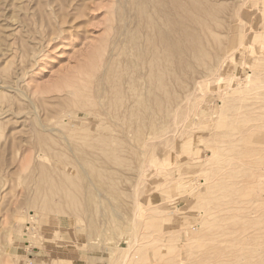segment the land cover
Listing matches in <instances>:
<instances>
[{
    "label": "rangeland",
    "instance_id": "1",
    "mask_svg": "<svg viewBox=\"0 0 264 264\" xmlns=\"http://www.w3.org/2000/svg\"><path fill=\"white\" fill-rule=\"evenodd\" d=\"M147 1L0 0V264L263 260L264 0Z\"/></svg>",
    "mask_w": 264,
    "mask_h": 264
},
{
    "label": "bare ground",
    "instance_id": "2",
    "mask_svg": "<svg viewBox=\"0 0 264 264\" xmlns=\"http://www.w3.org/2000/svg\"><path fill=\"white\" fill-rule=\"evenodd\" d=\"M146 1H147V0H146ZM147 3H148V1H147ZM173 3H174V2H173ZM161 4H162V3H161ZM178 5H179V4H178ZM142 6H143V5H142ZM144 6H145V8H146V5H144ZM162 6H163V4L161 5V7H162ZM175 7L177 8L176 5H175ZM142 8H143L142 10L145 11L144 7H142ZM179 9H181V8H179ZM179 9H178V10H179ZM178 10H177V11H178ZM140 11H141V10H139V12H140ZM164 11H165V9H164ZM141 12H143V11H141ZM146 13H147V12H146ZM146 13H145V14H146ZM174 13L178 14V12H175V11H174ZM140 14H141V13H140ZM162 14H163V13H162ZM143 15H144V14H143ZM161 16H162V15H161ZM139 17H140V16H139ZM145 17H146V15H145ZM146 19H148V18H146ZM142 21H144V20H142ZM145 22H146V20H145ZM145 22H144V24H145ZM138 23H140V21H139ZM142 24H143V23H142ZM138 25H139V24H138ZM142 26H143V25H142ZM146 27H147V26L145 25V26L143 27V29L146 28ZM140 28H141V27H140ZM146 31H147V30H146ZM147 32H148V31H147ZM147 32H145V33H147ZM150 32H151V31H150ZM145 33H144V34H145ZM147 34H148V33H147ZM145 35H146V34H145ZM145 35H144V36H145ZM170 36H171V35H170ZM145 37H146V36H145ZM162 40H163V39H161V41H162ZM165 41H166V40H165ZM175 43H176V42H175ZM135 44H136V43H135ZM162 44H165V43L163 42ZM166 44H167V43H166ZM146 46H147V45H146ZM166 46H168V45H166ZM175 46H176V45H175ZM161 55H163V54L161 53ZM144 57H145V54H144ZM137 62H138V61H137ZM109 63H110V62H109ZM138 63H139V62H138ZM163 64H164V63H163ZM131 70H132V69H131ZM168 74H169V73H168ZM145 80H146V79H145ZM134 81H135V80H134ZM117 85H118V84H117ZM137 86H138V85H137ZM83 87H84V86H83ZM133 87H134V86H133ZM130 88H131V87H130ZM136 89H137V88H136ZM143 89H144V88H143ZM132 91H133V90H132ZM134 93H135V92H134ZM143 96H144V95H143ZM144 101H145V99H144ZM140 102H142V101L140 100ZM142 103H143V102H142ZM152 104H153V103H152ZM140 106H141V105H140ZM18 107H19V106H18ZM152 108H153V107H152ZM135 110H136V109H135ZM49 111H50V110H49ZM47 112H48V111H47ZM131 112H132V111H131ZM137 112H138V111H137ZM140 113H142V112H140ZM138 114H139V112H138ZM139 115H140V114H139ZM140 116H141V115H140ZM142 117H143L144 119L146 118L145 115H143ZM137 118L140 119L139 117H137ZM137 118H136V120H137ZM107 119H108V118H107ZM141 120H142V119H141ZM137 121H138V120H137ZM149 121H150V120H149ZM124 123H125V121L123 122V124H124ZM125 124H127V123H125ZM142 125H144V124H142ZM127 126L129 127V124H127ZM127 126H126V127H127ZM130 126H131V125H130ZM115 127H116V126H115ZM128 127H127V128H128ZM131 127H132V126H131ZM108 130H109V129H108ZM122 130L124 131V129H122ZM134 130H135V129H134ZM128 132H129V131H128ZM146 132H147V131H146ZM124 133H125V131L123 132V134H124ZM140 133H141V132H140ZM127 134H128V133L126 132L125 135L127 136ZM125 135H124V136H125ZM126 136H125V137H126ZM128 137H129V136H128ZM115 140H116V139H115ZM242 195H243V194H242ZM18 206H19V205H18ZM196 216H197V215H196ZM176 225H177V224H176ZM244 225H245V224H244ZM246 226H247V225H246ZM239 228H240V227H239ZM244 230H245V229H244ZM241 232H242V231H241ZM243 234H244V233H243ZM238 235H239V234H238ZM240 236H241V235H240ZM242 237H243V236H242ZM242 237H236V238H239V239H236V238H235V239H236V240H240L239 242H241L242 240H241L240 238H242ZM245 238H246V237H245ZM247 239H248V241H249V239H251V238H248V237H247ZM253 239H254V238H253ZM251 240H252V239H251ZM243 241L245 242L246 240L243 239ZM253 241H255V240H253ZM249 242H250V241H249ZM236 243H237V244H240V243H238V241L235 242L234 244H236ZM252 243H253V242H252ZM254 243H255V242H254ZM257 243H258V241H257ZM237 244H236V245H237ZM245 244H246V243H244V245L242 244V246H245V248H246V246H249V245H245ZM258 244H260V243H258ZM258 244H257V245H258ZM181 246H182V245H181ZM242 246L240 245V247L243 249ZM251 246L254 247L255 245H251ZM237 247H238V245H237ZM240 247H239V248H240ZM257 247H258V246H257ZM248 248H249V247H248ZM180 249H181V248H180ZM237 249H238V248H237ZM242 249H241V250H242ZM243 250H245V249H243ZM243 250H242V251H243ZM248 250H250V249H248ZM234 251H236V250L234 249ZM259 251H260V250H259ZM263 251H264V249H263ZM179 252H180V251H179ZM184 252H185V251H184ZM232 252H233V250H232ZM232 252H231V253H232ZM237 252L240 253L239 249H238ZM261 252H262V251H261ZM239 253H238V257L242 255V252H241V255H240ZM247 253H248V251L244 252V254H247ZM249 253H250V252H249ZM255 253H256V252H255ZM262 253H263V252H262ZM234 254L237 255L236 253H232V255H234ZM248 255H250V254H248ZM248 255H247V258H248ZM253 255H255V254H253ZM259 255H260V254H259ZM259 255H257V256H259ZM185 256H186V255H185ZM255 256H256V255H255ZM257 256H256V257H257ZM230 257H231V256H230ZM241 257H242V256H241ZM259 257H260V256H259ZM164 258H165V257H164ZM234 259H235V256H234ZM253 259H254V257L252 258V260H253ZM257 259L259 260V258H257ZM237 260H239V259H237ZM240 261H241V260H240ZM246 261H247V263H248V260H246ZM228 262H229V261H228ZM243 262H244V260L241 262V264H244V263H245V262H244V263H243ZM250 262L252 263V261H250ZM250 262H249V264H250ZM229 263H230V262H229ZM234 263H235V262H234ZM247 263H246V264H247ZM253 264H254V263H253ZM259 264H264V256H263V260H262V258H261V263H259Z\"/></svg>",
    "mask_w": 264,
    "mask_h": 264
}]
</instances>
